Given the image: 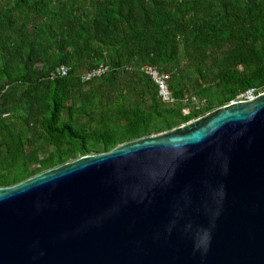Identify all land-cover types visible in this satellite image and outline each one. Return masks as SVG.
I'll return each instance as SVG.
<instances>
[{
  "label": "trees",
  "instance_id": "obj_1",
  "mask_svg": "<svg viewBox=\"0 0 264 264\" xmlns=\"http://www.w3.org/2000/svg\"><path fill=\"white\" fill-rule=\"evenodd\" d=\"M99 65L109 70L81 81ZM145 65L169 76L173 103ZM59 66L68 75L51 79ZM250 88L264 90V0H0V187L167 132Z\"/></svg>",
  "mask_w": 264,
  "mask_h": 264
},
{
  "label": "water",
  "instance_id": "obj_2",
  "mask_svg": "<svg viewBox=\"0 0 264 264\" xmlns=\"http://www.w3.org/2000/svg\"><path fill=\"white\" fill-rule=\"evenodd\" d=\"M0 264H264V93L0 187Z\"/></svg>",
  "mask_w": 264,
  "mask_h": 264
},
{
  "label": "built area",
  "instance_id": "obj_3",
  "mask_svg": "<svg viewBox=\"0 0 264 264\" xmlns=\"http://www.w3.org/2000/svg\"><path fill=\"white\" fill-rule=\"evenodd\" d=\"M109 70L107 66L99 65L98 67L93 68L87 73L81 75V81L86 82L95 77L101 76L102 74L106 73ZM140 71L148 76L155 86L157 87V94L162 103L170 104L175 101L174 96L169 89L168 86V79L169 76L164 73H160L156 68L152 66H142ZM68 75V69L64 66L57 67L52 73L50 78H59V77H66ZM264 93L263 91H257L254 88H250L245 92L240 93L235 100L232 102H246L253 100L257 95ZM231 103V102H230Z\"/></svg>",
  "mask_w": 264,
  "mask_h": 264
},
{
  "label": "rangeland",
  "instance_id": "obj_4",
  "mask_svg": "<svg viewBox=\"0 0 264 264\" xmlns=\"http://www.w3.org/2000/svg\"><path fill=\"white\" fill-rule=\"evenodd\" d=\"M193 102H194L195 104H199L198 100H196V99H194Z\"/></svg>",
  "mask_w": 264,
  "mask_h": 264
}]
</instances>
